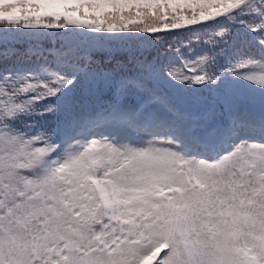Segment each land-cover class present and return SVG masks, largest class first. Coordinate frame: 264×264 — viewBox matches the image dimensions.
<instances>
[{"label":"snow or ice","instance_id":"6c2138e0","mask_svg":"<svg viewBox=\"0 0 264 264\" xmlns=\"http://www.w3.org/2000/svg\"><path fill=\"white\" fill-rule=\"evenodd\" d=\"M0 64V264H264V0H0Z\"/></svg>","mask_w":264,"mask_h":264},{"label":"trees","instance_id":"16d2710c","mask_svg":"<svg viewBox=\"0 0 264 264\" xmlns=\"http://www.w3.org/2000/svg\"><path fill=\"white\" fill-rule=\"evenodd\" d=\"M177 15H179V13H177ZM157 23L159 24V26L161 28L164 27L165 24H167L169 26V29L170 31H162V32H159V33H135V35H138V36H142V37H145V38H150L152 36H156V37H159L160 38V43H163L164 44V47H160L159 44H157V46L152 49V54H155L156 52H159L161 53L162 55L165 54V52L167 51V48H168V45L171 44L172 45V51L174 52L176 47L180 45V42L183 40L185 43H187V40H188V36H189V33H188V29L189 28H199L201 27L200 25H196V26H186L185 28L183 29H171L170 26H171V23H172V18L171 16H169V18L167 20H163V21H157ZM174 32H183L185 33V35L181 36V37H176V38H172V39H169V40H165L164 37H169V36H172V34ZM138 44H140L141 47H144L145 46V43L144 42H140V41H137ZM152 43H156L155 41H152ZM241 45V42L239 40H234L231 45L229 46V49H228V52H229V55L226 56V57H222L220 58V63L221 64H224L227 62L228 59L231 58V55H232V52H233V49L239 47ZM16 47L18 48H21L23 49L24 47H26V45H23V44H17L15 45ZM123 46V45H121ZM201 47H208L207 45H205L203 42H196L195 39H193V42L191 44V49H192V54L193 55H196V51H198V49H200ZM183 51L185 53L188 52V49L187 48H184ZM254 52V50H252ZM171 54V53H169ZM12 62L9 61V64H11ZM3 65L0 64V68H2ZM209 92V91H208ZM41 124L45 123V121H40Z\"/></svg>","mask_w":264,"mask_h":264},{"label":"rangeland","instance_id":"374dc122","mask_svg":"<svg viewBox=\"0 0 264 264\" xmlns=\"http://www.w3.org/2000/svg\"><path fill=\"white\" fill-rule=\"evenodd\" d=\"M198 109H200V108L198 107ZM198 109H197V110H198Z\"/></svg>","mask_w":264,"mask_h":264}]
</instances>
